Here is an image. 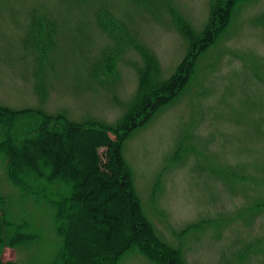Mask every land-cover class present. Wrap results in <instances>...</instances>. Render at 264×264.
Listing matches in <instances>:
<instances>
[{
  "label": "rangeland",
  "instance_id": "rangeland-1",
  "mask_svg": "<svg viewBox=\"0 0 264 264\" xmlns=\"http://www.w3.org/2000/svg\"><path fill=\"white\" fill-rule=\"evenodd\" d=\"M226 2L0 0V105L96 121L111 141L141 93L181 76L190 58L171 101L122 139L153 241L178 264H264V0H233L214 41L193 54ZM0 195L44 229L48 247H6L3 258L50 255L49 215L21 204L1 155ZM120 264L167 263L132 250Z\"/></svg>",
  "mask_w": 264,
  "mask_h": 264
},
{
  "label": "trees",
  "instance_id": "trees-1",
  "mask_svg": "<svg viewBox=\"0 0 264 264\" xmlns=\"http://www.w3.org/2000/svg\"><path fill=\"white\" fill-rule=\"evenodd\" d=\"M232 4L233 0H227L218 6L214 21L193 43V54L214 41ZM44 28L41 40L47 45L46 55L53 29L46 23ZM189 65L190 58L181 76L148 86L122 125L123 134L114 129L113 141L96 121L78 123L41 108L0 105V155L7 177L18 190L21 204L31 201L49 215L54 236L52 251L44 258L39 253L48 248L44 229L29 217H16L11 204L19 202L12 195H0V264H120L132 250L178 264L174 254L163 252L153 241L124 163L122 139L171 101ZM80 131L92 135L83 137ZM6 247H37L39 252L23 262L5 260Z\"/></svg>",
  "mask_w": 264,
  "mask_h": 264
}]
</instances>
